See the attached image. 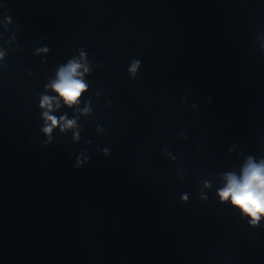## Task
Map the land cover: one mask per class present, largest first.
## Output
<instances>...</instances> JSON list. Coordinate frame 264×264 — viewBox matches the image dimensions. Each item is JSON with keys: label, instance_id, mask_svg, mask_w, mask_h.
I'll return each mask as SVG.
<instances>
[{"label": "water", "instance_id": "1", "mask_svg": "<svg viewBox=\"0 0 264 264\" xmlns=\"http://www.w3.org/2000/svg\"><path fill=\"white\" fill-rule=\"evenodd\" d=\"M249 159L264 0H0V264H264V216L218 195Z\"/></svg>", "mask_w": 264, "mask_h": 264}, {"label": "clouds", "instance_id": "2", "mask_svg": "<svg viewBox=\"0 0 264 264\" xmlns=\"http://www.w3.org/2000/svg\"><path fill=\"white\" fill-rule=\"evenodd\" d=\"M43 51H47L44 49ZM84 53L81 52V57H84ZM140 62L134 61L129 69V72L135 74ZM84 67L77 60H71L69 63L61 67L57 73V79L52 82L49 87L55 91L60 98L63 99L66 105L71 106L78 102L81 94L86 91L87 84L83 81L82 73L78 70ZM88 69L84 67L86 72ZM41 107L47 108L49 111L52 107V98L48 96L42 97ZM57 107L59 105L57 104ZM87 111V109H85ZM43 116L46 121H50V124L42 129V131L51 138V132L53 127L57 126L61 122L63 126L61 131L66 128H71L75 121L67 120L66 117H60L59 120L44 112ZM78 138V133L76 134ZM48 142L46 141L45 144ZM86 162V161H85ZM82 163L77 158V163L74 167H81ZM226 186L218 192L221 201H231V204L240 209V211L250 216V224L255 225L259 222L261 216H264V162L256 164L249 159V162L242 170V176L237 178L234 174H228L226 176ZM182 199L186 200L187 196H183Z\"/></svg>", "mask_w": 264, "mask_h": 264}]
</instances>
